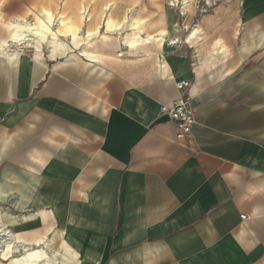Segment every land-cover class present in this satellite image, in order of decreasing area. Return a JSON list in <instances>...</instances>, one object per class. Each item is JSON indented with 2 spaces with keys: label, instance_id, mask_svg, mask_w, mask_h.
I'll list each match as a JSON object with an SVG mask.
<instances>
[{
  "label": "crops",
  "instance_id": "crops-1",
  "mask_svg": "<svg viewBox=\"0 0 264 264\" xmlns=\"http://www.w3.org/2000/svg\"><path fill=\"white\" fill-rule=\"evenodd\" d=\"M167 5L150 33L168 43L136 59L0 51L1 227L77 264H264V0ZM180 95L196 117L181 140L162 112Z\"/></svg>",
  "mask_w": 264,
  "mask_h": 264
},
{
  "label": "bare ground",
  "instance_id": "bare-ground-1",
  "mask_svg": "<svg viewBox=\"0 0 264 264\" xmlns=\"http://www.w3.org/2000/svg\"><path fill=\"white\" fill-rule=\"evenodd\" d=\"M119 1L74 0V6L68 11L66 7H69V1L62 0V9L58 11L43 5L37 11L34 10L30 19L15 17L10 21H5L0 11V24L5 25L8 32L7 39L0 42V51L6 52L11 43L21 48L34 47L38 51H43L46 47L53 57L59 53L79 51L93 62L100 59L104 54L102 51L106 49L118 51L131 43L164 47L168 43L165 28L157 33L147 31L155 25V21L142 14L141 0L128 1L129 4L125 7H121ZM88 2H101V6L94 11L90 9V18L86 21L84 11L87 6L91 7ZM191 3L192 0H169L171 6L181 7L185 15ZM192 34L194 36L195 31ZM178 43L179 39H171L169 42L172 45ZM216 47L225 49L226 44L219 40ZM194 55L197 61L198 56ZM159 61L160 66L169 68L165 56ZM41 240L42 238H38L34 243H27L10 229L0 225V264H77L72 251H49L40 246Z\"/></svg>",
  "mask_w": 264,
  "mask_h": 264
},
{
  "label": "rangeland",
  "instance_id": "rangeland-1",
  "mask_svg": "<svg viewBox=\"0 0 264 264\" xmlns=\"http://www.w3.org/2000/svg\"><path fill=\"white\" fill-rule=\"evenodd\" d=\"M68 1H69V7H66V9L67 10L69 9L68 11H70L71 7L74 5V0H68ZM99 1H103V0H99ZM122 1H123V3H126L128 0H122ZM57 2L60 3L61 0H57ZM157 2L160 3L162 6L160 7V6L156 5V4H154L153 1H151V0L145 1L143 3V5H142V7H143L142 14L147 16V17H149L151 20H157L159 17H161V12H162V10L164 11V7H165V9H168L167 0H157ZM204 3H205V0H193L191 5H193V6L199 5L202 8V6H203L202 4H204ZM89 5H91V10L94 11V10H97L98 8H100L101 2H98L97 4L89 3ZM193 6H190L189 10ZM200 14H202V12H196V13H192V16L196 19V18H198L200 16ZM189 15L190 14H188L187 16L189 18H191ZM189 22H190V19L188 21H186V23L188 25H189ZM156 29H157V27H155V26L150 27L149 32L150 31H155ZM211 46L212 45H210V48H211ZM144 47H146L145 49L150 48V47H148L146 45H136L135 43H131V45H129L128 47H126V48L124 47L121 50H118V51H115V52L114 51H107V49H106L105 51H102V52H105V54H103L102 58L103 57H108V58H103V61H105L106 59H122V58H125V59H130V58L136 59V58H138L137 57L138 52L142 51L141 49H143ZM75 52L80 53L79 51H75ZM83 56H85V55H83ZM0 208H1L0 212H2V215H3V212L10 210V207L8 205H3Z\"/></svg>",
  "mask_w": 264,
  "mask_h": 264
},
{
  "label": "built area",
  "instance_id": "built-area-1",
  "mask_svg": "<svg viewBox=\"0 0 264 264\" xmlns=\"http://www.w3.org/2000/svg\"><path fill=\"white\" fill-rule=\"evenodd\" d=\"M178 7V6H176ZM90 7H86L84 11L86 21L89 20L88 11ZM181 15H184L181 7H178ZM189 82L179 83V88L188 86ZM162 112L167 113L170 119L175 123L178 128L177 139L181 140L191 133L192 127L196 122L195 107L192 104L191 98L188 95H180L171 104L164 105ZM245 218V215H242Z\"/></svg>",
  "mask_w": 264,
  "mask_h": 264
}]
</instances>
